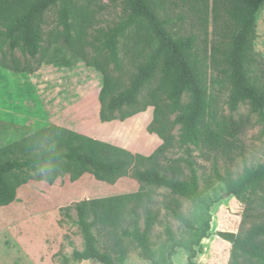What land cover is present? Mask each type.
Here are the masks:
<instances>
[{
    "label": "trees",
    "instance_id": "obj_1",
    "mask_svg": "<svg viewBox=\"0 0 264 264\" xmlns=\"http://www.w3.org/2000/svg\"><path fill=\"white\" fill-rule=\"evenodd\" d=\"M164 0H124L125 14L113 27L98 29L92 40L88 30L93 20L92 5L97 0H0V65L17 73H34L42 64L70 66L78 61L103 75L99 92L100 121L125 120L153 107L150 133L162 139L151 154L135 153L122 146L93 138L58 124L45 126L27 136L0 147V206L17 198L21 186L31 180L53 184L68 174L76 181L84 174L115 184L130 176L139 183L134 192L84 199L74 204L82 238V249L60 256V264H79L93 260L102 264H128L126 240L133 241L141 255L153 264H172L178 247L190 254L195 264L196 246L210 234L231 245L229 264H264V162L247 166L234 176L219 171L216 178L223 189L243 205L238 232L211 231V208L222 201L204 196L199 185L192 148L205 151L225 150L242 132L244 124L220 114L212 94L213 84L229 85V106L237 110L249 103L264 123V86L251 74L255 61L257 13L264 0H189L205 20L226 16L222 46L214 47L220 55L219 77H210L209 65L195 52L197 37L179 35L162 18ZM57 8L56 26L47 36L43 25L47 13ZM130 36L129 52L136 71L125 83L128 68L122 54V40ZM20 52L24 60L17 56ZM37 61L34 66L29 59ZM149 91L144 94V90ZM178 129V134L174 131ZM188 156L164 165L161 159L174 147ZM184 162L189 174L184 177ZM154 188L168 189L205 211L196 240L181 244L170 226L166 227L170 250L154 248L150 233L158 219L154 210ZM172 216L189 229L195 228L181 210L178 201L165 205ZM69 208H65L66 215ZM143 221V224H142ZM111 233L112 244L100 246L104 231ZM72 244V243H71ZM201 251V248H200ZM160 252V254H159ZM159 254V257H158Z\"/></svg>",
    "mask_w": 264,
    "mask_h": 264
},
{
    "label": "rangeland",
    "instance_id": "obj_2",
    "mask_svg": "<svg viewBox=\"0 0 264 264\" xmlns=\"http://www.w3.org/2000/svg\"><path fill=\"white\" fill-rule=\"evenodd\" d=\"M193 4L189 0H164L160 15L169 20L168 28L172 32L197 37L195 52L209 65L210 77H219L221 65L217 63L220 55L217 53L214 57L213 52L215 46H222L225 38L226 16L222 13L214 17L210 13L209 19L205 20ZM91 9L90 40L98 29L113 27L125 14L124 0H97ZM56 22L57 8H54L45 17L43 28L46 36ZM256 30L251 76L264 86V3L257 13ZM132 45L133 40L129 35L123 38L122 54L128 68L126 84L136 71L133 60L137 56L129 52ZM16 54L24 60L20 52ZM28 59L32 65L37 64L36 60ZM102 83V73L82 61L70 66L44 63L31 74L17 73L0 65V147L45 126L58 124L135 153L151 154L162 144V139L148 130L153 107L149 106L125 120L103 123L99 118ZM148 91L149 88H146L143 93ZM211 91L219 113L243 122L244 128L225 150L202 153L191 146V158L196 162L204 196L222 197V201L211 208V231L238 232L244 205L224 191L222 182L215 175V162L221 173L229 170L234 176L242 173L247 166L264 162V123L247 102L240 104L237 110H231L229 85L215 83ZM174 133L178 134V129ZM186 156L187 151L177 146L166 153L161 163L167 165L174 159ZM180 164L184 177H187L189 169L184 162ZM138 189L139 183L130 176L122 177L115 184L98 181L88 173L76 181H71L68 174L59 177L53 184L45 180L29 181L19 188L17 198L12 203L0 206V264H60L61 255H70L74 248L83 247L81 232L74 222L77 218L74 209L76 202ZM153 199L152 207L158 212V219L150 238L155 249L160 251L168 242L167 226L172 228L181 244L188 245L197 239L205 218L200 203H193L164 188H154ZM172 201L180 202L182 212L190 218L195 228H187L168 212L165 205ZM65 208H69L71 218L66 215ZM125 243L128 246V264H153L141 255L140 248L133 241L126 240ZM111 244V233L106 230L100 246L105 249ZM163 248L166 255L170 247ZM195 248V264H229L231 245L214 234L202 239L201 245ZM189 254L185 248L178 247L171 258L172 264H189ZM79 264L102 263L85 260Z\"/></svg>",
    "mask_w": 264,
    "mask_h": 264
}]
</instances>
